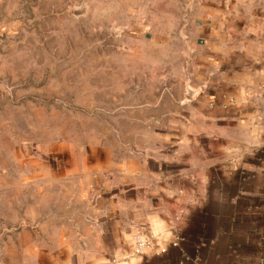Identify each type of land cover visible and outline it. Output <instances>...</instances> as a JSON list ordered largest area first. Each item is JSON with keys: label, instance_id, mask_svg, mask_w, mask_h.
Segmentation results:
<instances>
[{"label": "crops", "instance_id": "crops-1", "mask_svg": "<svg viewBox=\"0 0 264 264\" xmlns=\"http://www.w3.org/2000/svg\"><path fill=\"white\" fill-rule=\"evenodd\" d=\"M189 3L176 90L124 78V154L74 169L78 213L0 264H264V0Z\"/></svg>", "mask_w": 264, "mask_h": 264}, {"label": "rangeland", "instance_id": "rangeland-1", "mask_svg": "<svg viewBox=\"0 0 264 264\" xmlns=\"http://www.w3.org/2000/svg\"><path fill=\"white\" fill-rule=\"evenodd\" d=\"M189 2L0 0V262L64 225L74 169L124 154V78L176 90Z\"/></svg>", "mask_w": 264, "mask_h": 264}, {"label": "built area", "instance_id": "built-area-1", "mask_svg": "<svg viewBox=\"0 0 264 264\" xmlns=\"http://www.w3.org/2000/svg\"><path fill=\"white\" fill-rule=\"evenodd\" d=\"M180 241V237H177L176 241L173 243L174 246H178ZM153 249V245L151 241H148L144 238H141L140 236L136 237L135 241V254L136 255H142L146 252H149ZM166 249H162V252H164Z\"/></svg>", "mask_w": 264, "mask_h": 264}, {"label": "water", "instance_id": "water-1", "mask_svg": "<svg viewBox=\"0 0 264 264\" xmlns=\"http://www.w3.org/2000/svg\"><path fill=\"white\" fill-rule=\"evenodd\" d=\"M188 90V97H192L195 95L196 91L195 90H192L190 88L187 89Z\"/></svg>", "mask_w": 264, "mask_h": 264}]
</instances>
